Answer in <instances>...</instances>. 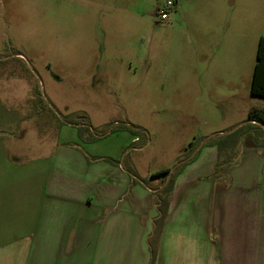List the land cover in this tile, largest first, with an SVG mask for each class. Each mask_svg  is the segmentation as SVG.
I'll list each match as a JSON object with an SVG mask.
<instances>
[{"label":"rangeland","instance_id":"obj_1","mask_svg":"<svg viewBox=\"0 0 264 264\" xmlns=\"http://www.w3.org/2000/svg\"><path fill=\"white\" fill-rule=\"evenodd\" d=\"M167 1L0 0V136L15 138L9 147L51 150L62 127L86 118L82 133L112 147L122 131L138 138L120 161L142 184L231 131L233 162L247 138L264 143V125L248 118L264 111L251 93L261 0H181L162 21Z\"/></svg>","mask_w":264,"mask_h":264},{"label":"crops","instance_id":"obj_2","mask_svg":"<svg viewBox=\"0 0 264 264\" xmlns=\"http://www.w3.org/2000/svg\"><path fill=\"white\" fill-rule=\"evenodd\" d=\"M256 13L264 28V0ZM70 126L35 154L0 136V264H264V143L247 138L220 182L211 177L219 150L206 140L176 178L158 225L154 191L136 183L133 166L84 154L121 160L138 138L122 131L112 147Z\"/></svg>","mask_w":264,"mask_h":264},{"label":"trees","instance_id":"obj_3","mask_svg":"<svg viewBox=\"0 0 264 264\" xmlns=\"http://www.w3.org/2000/svg\"><path fill=\"white\" fill-rule=\"evenodd\" d=\"M251 93L253 96L264 98V36L260 37L259 44H258V50H257V62L254 69L253 74V81H252V88ZM249 121L250 125H255L257 123H260L264 125V111L254 109L251 110L249 113ZM68 124L76 125L80 129V134L83 135L82 129L84 127H90V122L86 118H81L79 120H71ZM122 129L129 130L133 133H136L137 136L139 133H143L144 131L142 129L139 130V128L129 127L125 126ZM141 131V132H140ZM236 132H232L228 134L227 137L228 140H221L219 138H213L204 143V146L206 145H213L217 146L219 150L218 155V161L215 166L214 172L212 174V178L216 181L220 182H228L230 179L231 171L234 167L237 166L238 162H233V156L231 155V150L235 147L237 144L238 138L236 137ZM89 138L91 141H96L99 139L104 138V136H98L91 133L89 135ZM73 146H79L77 144H70ZM200 152V148H198L195 153L192 154L189 158L186 159L183 163L179 165L175 170L165 169L162 171H159L152 175V178L162 177L164 176V179L161 181V184L158 187H152L149 184V181H144L143 183L149 187L155 195V200L158 203V209L160 213V218L157 219L156 223L163 224L165 222V219L168 215V208H169V202L170 197L172 195L174 184L176 181V178L181 173L183 168L190 162L194 161L196 157L198 156ZM84 154L89 162L99 161V160H105L112 164H118L120 160H116L111 157H103V156H92L86 151H84ZM153 264V262H151Z\"/></svg>","mask_w":264,"mask_h":264},{"label":"built area","instance_id":"obj_4","mask_svg":"<svg viewBox=\"0 0 264 264\" xmlns=\"http://www.w3.org/2000/svg\"><path fill=\"white\" fill-rule=\"evenodd\" d=\"M176 6V0H168L165 9L159 13V18L162 21H166L170 18V12L172 8Z\"/></svg>","mask_w":264,"mask_h":264}]
</instances>
